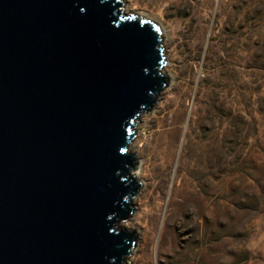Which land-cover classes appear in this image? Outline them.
Here are the masks:
<instances>
[{
	"label": "water",
	"instance_id": "1",
	"mask_svg": "<svg viewBox=\"0 0 264 264\" xmlns=\"http://www.w3.org/2000/svg\"><path fill=\"white\" fill-rule=\"evenodd\" d=\"M164 51L122 0H0V264H127Z\"/></svg>",
	"mask_w": 264,
	"mask_h": 264
},
{
	"label": "rangeland",
	"instance_id": "2",
	"mask_svg": "<svg viewBox=\"0 0 264 264\" xmlns=\"http://www.w3.org/2000/svg\"><path fill=\"white\" fill-rule=\"evenodd\" d=\"M122 10L161 27L168 77L137 121L127 264H264V0Z\"/></svg>",
	"mask_w": 264,
	"mask_h": 264
},
{
	"label": "bare ground",
	"instance_id": "3",
	"mask_svg": "<svg viewBox=\"0 0 264 264\" xmlns=\"http://www.w3.org/2000/svg\"><path fill=\"white\" fill-rule=\"evenodd\" d=\"M166 63H167V60H166ZM132 152H133V154H134V157H135V159H136V163H137V161L139 160L138 150H135V151H134V149L132 148ZM156 154H157V153H155V152H152V153H151V158H152V159H155V164L153 165V166H154V167H153L154 170L158 169L159 167H161V166L163 165V162H158V163L156 162L157 159H158V158L156 157ZM139 161H140V160H139ZM135 169H136V171H139V170L141 169L140 164H138V166H137ZM135 174H136V173H135ZM135 174H134V175H135ZM147 213H148V212H147ZM149 216H150V217H149ZM149 216H148V217H149V219L151 218V222H152V221H153V217H154V215H153V214H150ZM149 219H148V221H150Z\"/></svg>",
	"mask_w": 264,
	"mask_h": 264
}]
</instances>
